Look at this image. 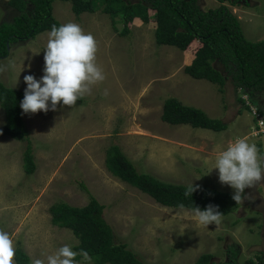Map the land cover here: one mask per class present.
I'll return each mask as SVG.
<instances>
[{
    "label": "rangeland",
    "instance_id": "1",
    "mask_svg": "<svg viewBox=\"0 0 264 264\" xmlns=\"http://www.w3.org/2000/svg\"><path fill=\"white\" fill-rule=\"evenodd\" d=\"M6 1L0 0V22L17 14ZM195 1L202 12L227 8L246 41L264 38V0ZM140 4L148 22L134 19L122 36L120 17L110 19L102 7L75 16L69 1L51 2V15L60 25L78 23L95 37L97 62L106 78L75 106L58 104L55 111L50 107L35 114H24L20 107L35 164L31 175L22 169L25 143L0 134V229L10 233L29 264L44 258L42 253L77 244L68 229L50 223L49 208L60 202L80 208L89 195L103 206L102 218L115 240L143 264H194L202 254L222 263L232 244L238 264L264 255V180L245 189L252 199L223 216L219 225L205 227L192 211L160 206L105 169L106 149L117 146L138 173L174 185L193 182L233 196L234 190L219 182L218 169H212L218 152L243 137L264 156V133L255 129L252 115L255 111L264 118V90L248 98L233 88L216 63L211 65L225 78L221 87L186 75L183 69L200 43L194 40L184 51L156 45L154 12ZM48 32L10 45L0 60L4 87L24 91V76L42 77ZM168 98L222 121L226 129L212 132L162 122ZM5 122L0 108V133Z\"/></svg>",
    "mask_w": 264,
    "mask_h": 264
},
{
    "label": "trees",
    "instance_id": "2",
    "mask_svg": "<svg viewBox=\"0 0 264 264\" xmlns=\"http://www.w3.org/2000/svg\"><path fill=\"white\" fill-rule=\"evenodd\" d=\"M61 1L70 2L71 12L75 16L85 12L94 13L102 7L101 12L110 19L120 17L122 25L119 34L122 36L128 33V26L134 19L144 24L148 22L142 11L143 5L140 4L144 3L154 12L153 37L156 45L184 51L192 41L200 43L190 64L183 69L186 75L219 87L223 86L226 77L233 88L242 91L248 98H254L264 90V38L256 43L246 41L237 20L222 5L202 12L195 0ZM217 1L222 3L223 0ZM51 2L52 0L6 1L17 14L8 21L0 22V60L7 57L11 44L31 40L44 31H50L54 24L60 26L51 15ZM214 63L221 68L224 77L211 65ZM23 97L24 91L7 88L0 83V108L6 121L2 135L25 143L21 156L22 169L25 175H31L35 164L20 112ZM239 101L243 105L240 99ZM60 104L63 105L62 102ZM161 121L212 132L226 129V124L222 121L211 119L201 110L182 105L174 98L163 102ZM104 166L112 177L137 189L163 207L192 211L195 207L204 210L207 205L212 204L218 206L224 216L238 208L228 193L199 185L192 196L185 197L187 186L161 182L138 173L117 146L106 149ZM81 188L84 189L83 186ZM102 212L103 206L91 195L87 204L80 208L62 202L49 208L50 223L68 229L77 240L73 249L87 251L92 257V264H143L124 243L115 240L111 228L102 218ZM80 258L77 257L78 260ZM211 260L212 255L202 254L194 264H238L236 246L232 244L226 248L225 262L212 263ZM15 264H29L28 257L19 248H16ZM241 264H264V255L257 256L254 261L247 259Z\"/></svg>",
    "mask_w": 264,
    "mask_h": 264
},
{
    "label": "clouds",
    "instance_id": "3",
    "mask_svg": "<svg viewBox=\"0 0 264 264\" xmlns=\"http://www.w3.org/2000/svg\"><path fill=\"white\" fill-rule=\"evenodd\" d=\"M97 52V40L78 23L68 22L59 27L52 25L47 33L42 77L37 80L34 75L24 76L27 87L20 103L23 113H47L50 107L55 111L61 102L65 106H75L77 100L90 94L92 87L106 78L97 62ZM9 66L15 68V62L9 61ZM3 70L0 67V71ZM212 169H218L222 185L234 190L232 199L239 205L245 199H252L244 194L245 189L264 180V156L256 144L241 137L218 152ZM198 189L199 185L194 186L192 182L184 192L185 197L192 196ZM192 213L205 227L219 225L224 216L219 207L212 204L204 210L195 207ZM15 256L14 238L0 229V264H15ZM42 256L44 258H33L31 264H91L92 260L87 251H75L71 244L59 247L52 254L42 253ZM78 256L82 259L78 260Z\"/></svg>",
    "mask_w": 264,
    "mask_h": 264
},
{
    "label": "built area",
    "instance_id": "4",
    "mask_svg": "<svg viewBox=\"0 0 264 264\" xmlns=\"http://www.w3.org/2000/svg\"><path fill=\"white\" fill-rule=\"evenodd\" d=\"M247 104V103H246ZM250 108V107H249ZM255 109V108H254ZM251 110V109H250ZM256 110V109H255ZM256 112L255 111H252V115H253V119L256 123L255 125V129L258 130V132L260 133H264V119L262 116L259 115V113L255 114Z\"/></svg>",
    "mask_w": 264,
    "mask_h": 264
}]
</instances>
